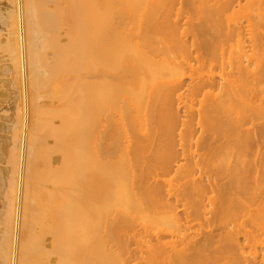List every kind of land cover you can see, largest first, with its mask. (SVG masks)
Here are the masks:
<instances>
[{
	"label": "bare ground",
	"instance_id": "obj_1",
	"mask_svg": "<svg viewBox=\"0 0 264 264\" xmlns=\"http://www.w3.org/2000/svg\"><path fill=\"white\" fill-rule=\"evenodd\" d=\"M4 1L0 92L14 116L0 125V264H200L235 243L213 219L232 223L244 201L264 210V58L251 69L241 49L218 81L190 65L218 50L214 16L230 4L189 0L181 31L177 0ZM241 35L224 39L244 47ZM187 73L188 95L211 98L189 112ZM218 160L223 177L209 171ZM138 220L172 231L145 237Z\"/></svg>",
	"mask_w": 264,
	"mask_h": 264
},
{
	"label": "rangeland",
	"instance_id": "obj_2",
	"mask_svg": "<svg viewBox=\"0 0 264 264\" xmlns=\"http://www.w3.org/2000/svg\"><path fill=\"white\" fill-rule=\"evenodd\" d=\"M177 1L178 2H177L176 7L173 8L174 12H171V11H173V9L171 11L167 9L166 11L167 12L170 11L169 14L171 16L173 15L171 18L172 20H174V21L178 20L180 22L181 27H182L181 31H183V30L187 29L185 22L190 17L191 7L189 6L190 5L189 2L191 0L190 1L189 0H177ZM215 1H219V0H215ZM220 1H221V3L226 2V3L230 4V6H228V8L221 15H218V16L215 15L214 16V19L218 23V29L217 30L220 33V37H221L220 46L214 54L208 55L200 66L194 60L190 61V65H192L195 69L198 70V73L201 75V77L211 76L216 81H218L219 78L224 74L236 73L235 64L237 63L236 61H238L239 52L241 49L242 50H241L240 55L245 53L248 56H251L250 58L252 59V62L258 60V58L260 59L261 55H262V59L264 58V56H263V54H264V40L263 39L261 40V36H264L263 35L264 34V3L261 4V0H220ZM214 2L209 3V5L210 6L214 5ZM6 6H7L6 2L4 0H0V10L1 11L5 10ZM165 9H164V12H166ZM169 9H170V6H169ZM159 19L161 20V18H159ZM258 26L259 27L261 26V27L259 28ZM227 28H230V30H235L238 28L240 29V33L242 34L240 36V38L243 37L241 39H243V42L245 44L244 47L240 46V45L238 46V44L236 42L238 39L235 37L224 39L225 38L224 36L227 33ZM258 33H260V34H258ZM244 39H245V41H244ZM252 41H253V43L254 42L257 43L260 41L262 44V49H260L258 46L256 47V44L255 43L253 44ZM236 44L238 47L236 46ZM238 48H240V49H238ZM237 54H238V56H237ZM255 56H258V57H255ZM225 63H226V65H225ZM229 63H232V66H233L232 70L233 71L235 70L234 72L230 68L227 69L226 66ZM259 63H260V60L257 61V65H259ZM262 63L264 64V59H263ZM223 64H224V67L222 66ZM254 65L256 66L255 62L253 63V66L251 65L250 68L253 69ZM185 77H186V78H184V80L186 82L185 87L183 88V90H181L179 92L180 94L184 95L183 96L184 97V101H183L184 103L182 104V107H184V108H186V110H188L187 108H189L190 105H193L194 106L193 110L195 111L199 108L198 103L200 101H203V102L205 101L204 103L208 104L211 98L208 97L209 95L205 97V92H203V94H200L199 96L191 94L192 98L190 95H188L191 91L189 88V83H188L189 82L188 73ZM236 77H238V76L235 75V78ZM232 78H233V76L230 77V80H232ZM249 82H251V79L249 80ZM245 84H246V86H245ZM242 85L247 87V83H245L244 81L242 82ZM250 88L251 89L253 88L252 85H250V87L245 88V89L251 90ZM3 91H4V93H3ZM0 93L2 94V95H0V119H1L0 125H1L3 121L4 122L7 121L9 118L13 117L14 115H13V109H12L11 96L7 95L5 90H1ZM216 93H217V91L214 92V94H216ZM238 97H242V96L241 95L237 96L235 99L238 100ZM207 100H209L208 103L206 102ZM43 102L44 101H41L42 104H43ZM235 108H236V106H235ZM186 110L181 109L179 111V113H180L179 116H180L181 121L189 122V118H187L188 116L186 115L187 113L185 112ZM237 110L239 111V115L236 112L237 113L236 116L238 115V117H241V116H243V117L244 116H246V117L250 116L251 117V114H250L251 112L246 113V115H243V112L240 111L241 109L240 110L237 109ZM187 112H189V110ZM11 114L13 116H11ZM2 135H3V133H0L1 137H2ZM235 151H236V149L233 150V152H235ZM252 153H254L253 149L251 150L250 158L253 157ZM232 159H230V162L233 163V165H234L235 164L234 162L236 161V159H233V160ZM221 163H225V165H223ZM1 165H0V168L2 167L1 168L2 171H5L4 170L5 165H3V163H1ZM178 165L187 166L188 164L183 159H180ZM203 165H204V163L202 164V167L204 169L205 165L204 166ZM221 165H223V166H221ZM209 171H211V173L216 175L217 177L218 176L223 177V173H225V171H226V162L225 161L221 162L220 160L214 162L209 167ZM169 178L174 180L177 177H176V174L174 173L171 176L167 177V179H169ZM1 200H2V198H1ZM1 200H0V208L2 206ZM246 202H247V204H246ZM251 203H252V205H251ZM251 203H250V201H249V203H248V201H244V205L246 204L245 207L243 205L241 209L237 210V213L235 212L233 214V216H235V218H233V220H231L232 223L229 222L232 225L227 223L228 221L227 220L225 221L224 217H223L224 222L222 221V219H221V221L219 220L217 222V219H218L217 216H216L217 219H215L216 217L213 219L215 222L214 223L215 225L213 226L214 230H215L214 232L217 231V234L215 233V235H218V234L222 235L223 234V236H224L225 233L230 231L229 229L231 227L234 228V226H235V229H233V231L235 230V232L236 231L238 232V234H237V232L235 233V235L237 234L235 236L237 238V241L235 240V243L237 242V244L232 243L229 245L228 243L224 244V243L217 242L219 244L215 245V248L211 249V247H210L211 251H208L207 252L208 254H206V255H208V257H206L205 261H201L200 264H264V233L262 231V230H264V223L262 220V217H263L262 213H264L263 212L264 210L261 211L260 207H257V205H254L253 202H251ZM24 204H25V202H23V205ZM258 206H259V204H258ZM257 210L258 211L260 210V214H258ZM256 211H257V214H256ZM233 212L234 211H232V213ZM257 215H258V217H257ZM260 215H261V217H259ZM227 216H225L226 219H227ZM232 217H229V219H231ZM259 218H261V219H259ZM263 219H264V217H263ZM140 221L136 222L137 223L136 225L137 226L139 225V228H140V229L139 228H137V229H139L140 232H143V236H145V237H146V235H147V237L149 235L152 237L157 232L159 233L161 231H168V232L172 231L171 229L167 228L166 225L155 224L156 226H154L150 222H146V221L140 222ZM140 223L141 224L143 223V224L141 225ZM150 224H151V226H150ZM198 224H199L198 219H196L195 221H193L190 224V227H193V231L198 229ZM257 225H259V226L257 227ZM142 226H144V228ZM261 226H263V228ZM233 231H230V233L232 232L234 234ZM21 233H22V230H21ZM216 238L218 239V238H220V236L216 237ZM146 239L148 240V238H146ZM169 239H171V238H169ZM169 239H168V241H169ZM220 241H222V239ZM213 247H214V245H213Z\"/></svg>",
	"mask_w": 264,
	"mask_h": 264
}]
</instances>
